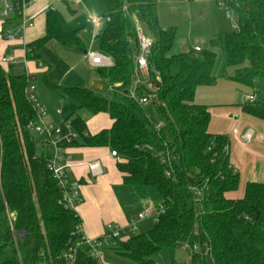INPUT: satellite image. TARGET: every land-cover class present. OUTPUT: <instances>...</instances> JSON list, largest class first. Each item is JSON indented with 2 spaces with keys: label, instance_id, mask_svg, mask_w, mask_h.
<instances>
[{
  "label": "trees",
  "instance_id": "obj_1",
  "mask_svg": "<svg viewBox=\"0 0 264 264\" xmlns=\"http://www.w3.org/2000/svg\"><path fill=\"white\" fill-rule=\"evenodd\" d=\"M11 2L15 10L4 21L5 37L21 19L22 0ZM100 2L108 21L97 31L95 48L113 65L93 74L109 88H53L78 105L69 118L78 138L64 146L110 149L124 185L152 187L161 196L153 230L116 239L118 254L152 264L163 248L188 247L190 264H264V183H248L241 199L227 198L241 180L231 164L230 140L209 132V108L195 102L199 88L217 82L219 47L225 67L236 68L230 80L253 91L255 100H247L243 112L264 125V90H256L264 86V0H227L239 30L212 37L207 49L179 54H171L178 30L160 25L157 0ZM134 17L154 40L148 56L152 89L138 88L146 106L130 97L139 52ZM53 40L86 51L77 32L65 31L64 17L49 11L46 36L28 45L29 57L40 60L39 52ZM28 86L25 75L0 70V264H103L101 254L94 258L82 243L80 217L62 203L63 191L48 169L49 151L36 152L31 126L39 119ZM79 111L105 113L113 125L86 134ZM70 251L74 263L63 259Z\"/></svg>",
  "mask_w": 264,
  "mask_h": 264
},
{
  "label": "crops",
  "instance_id": "obj_2",
  "mask_svg": "<svg viewBox=\"0 0 264 264\" xmlns=\"http://www.w3.org/2000/svg\"><path fill=\"white\" fill-rule=\"evenodd\" d=\"M157 9L160 25L162 23L161 14L159 13L160 11L162 12L163 9H167V11L169 10V14H171V12L176 16H186V14H188V17H191L189 14L193 13H191L192 10L202 11L201 15L204 19H202V25L199 27L202 28L204 35L195 36L194 38L193 30L191 28V30H189L190 34L188 38L190 41L189 43H191L190 48L187 47L184 42L183 47L180 50L181 52L179 53H184L191 49L196 51L207 49L209 48L210 39L216 35H220L218 33V17L220 16L219 7L212 0L211 3L207 0H157ZM76 10L84 14L85 17L84 23H82L77 29L78 32L75 31L85 47V44L87 45V38L86 36L84 37L85 32H89L90 28H92L91 35L93 36V44L95 42L97 31L105 28V26H103V19L97 17L99 14L98 0H31L22 10L20 15L21 19L18 25L13 26L8 30L7 37L3 35L5 19L0 18V70H3L9 75H25L29 81L27 89L31 87L34 88L33 95L35 97L36 76L38 74H45L46 71L52 68L51 64H49V62L47 63L44 54L45 52L50 53L51 48L57 51L59 48L57 46L60 45L54 40L50 41L39 52L41 56L40 60H32L29 57L28 45L46 36L47 14L49 11L59 12L65 19V31L71 33L67 30L69 25L65 18V14L68 13L67 11L75 12ZM30 19L32 20L33 26L24 29L23 22L29 21ZM91 19H102V21L98 27H95L91 23ZM161 26L163 28H169L166 24ZM170 27H173V25ZM203 37H205V39ZM193 38L194 41H192ZM70 47L72 48V46ZM84 54L86 55L87 51H85ZM3 57H13L16 59V62L2 63ZM45 62L48 64V67L45 66ZM91 71L93 72L94 69L91 68ZM232 76L233 75H225L222 80H224V82H229V84H234L235 82L230 80V77ZM92 80L95 81L93 82V85L97 88L104 87V83L96 77ZM224 84L231 87V85H227V83ZM214 86L207 87L209 91H205L209 97H204V95H202V90L204 88L206 89V87L199 88L195 95V102L197 104L209 108L211 116L209 132L212 135H223L229 138L231 164L236 172H238V169H242L239 167L237 161L238 152H240L241 155H244L243 157L246 161L249 160L251 170L247 175V179H250L247 184L251 182L264 183V141H259L256 131L253 130V127L262 128L264 130V125L262 121L246 115L242 110L243 104H245L248 97L252 94H243V96L240 97V92L237 90L233 95L227 94L231 96L229 99V96L224 94L221 89L218 91V89H214L216 88ZM231 88L233 89V87ZM227 103H233V108L227 107ZM234 106L238 108L234 109ZM84 113L86 112L79 111L78 115L84 119ZM106 115L107 114L105 113H101L94 116L106 117ZM106 118H109V122L106 125L107 128L103 130H108L113 125V121L110 117L108 116ZM84 120L88 130L87 121L86 119ZM235 129L239 132L238 136L233 134ZM103 130H100L98 133ZM248 130H253V136L251 141L248 144H245L241 140V136ZM88 131L86 134H89ZM98 133L92 134V136L97 135ZM66 150L71 157L70 178L72 181L78 182L81 187L82 201L77 206L76 213L82 221V233L84 237L91 240L102 238L106 233L107 227H105V225L108 222L120 228L123 232H132L130 231V226L133 222L126 219L123 214V208L125 207L124 204L127 199L126 196L121 195L122 191H120L121 186L124 184L123 175L118 171L116 166L118 158L113 157L111 155L112 151L108 148L76 147L67 148ZM110 161L114 162L115 165H113V167L112 164H110ZM92 163H98V175H94L91 172L89 164ZM258 167L261 168V171H259ZM103 215L108 217V221L103 222L101 220ZM141 222L142 221H139L138 223ZM137 229L138 225L136 223V230ZM128 238L123 239L126 240Z\"/></svg>",
  "mask_w": 264,
  "mask_h": 264
},
{
  "label": "rangeland",
  "instance_id": "obj_3",
  "mask_svg": "<svg viewBox=\"0 0 264 264\" xmlns=\"http://www.w3.org/2000/svg\"><path fill=\"white\" fill-rule=\"evenodd\" d=\"M98 1H99V14L97 17L103 19L104 21L103 26L106 27L108 20V13L104 5L100 2V0ZM207 1L211 3V0H207ZM67 12L68 13L65 14V18L69 25L67 27V30L73 33L77 31V29L79 28V26L82 25V23H84L85 17L84 14L80 13L77 10L75 12L73 11H67ZM168 12L169 10L167 11V9H163L162 12L160 11L159 14H161L160 15L161 23H162L161 25L166 24L169 26V28L171 25H173V27L176 26V28H178L177 41L171 53V54H178L179 52H181L180 50L183 47L184 42L186 43L187 47L190 48L191 43H189L190 41L188 38L190 34L189 30H191V28L193 30L194 38L195 36L204 35V33L202 32V28H200L203 21L202 19H204V17L201 15L202 11L199 10L198 11L192 10L191 13L192 12L193 13L189 14L191 17H188V14H186V16H180V15L176 16L173 15L172 12L171 14H169ZM219 13L220 16L218 17L219 20L218 33L220 35H225L234 32L235 29L233 28L232 20L228 17L226 9L219 7ZM133 21L135 25H139L146 32V34L149 35V32L145 28L144 24H142L135 17L133 18ZM91 31L92 28H90L89 32H85L84 35V37L86 36L87 38L86 40L87 45L85 44L86 51H89L92 47L93 36L91 35ZM194 38L192 39V41H194ZM203 38L205 39V37ZM57 47H59L57 51L51 48L50 53L45 52L44 54L47 63L49 62L52 68L46 71L45 74H38L36 76L35 79L36 102L34 104L35 106L39 105L44 109L46 113V120L49 121L50 125L54 127H62L71 124L69 118L71 117L73 107H77L78 105L74 99L65 97L61 92L60 88L59 89L53 88V86L79 87L86 89H92L97 87L93 85V82L95 81L92 79L95 76L91 71L92 67L89 65V62L87 60V55H85L84 52L80 51L75 47L71 48L70 46H65L66 47L65 48L64 46L61 45ZM216 52L218 53V58L213 74L217 78V83L214 86L216 87L214 89H218V91H220L221 89V91L226 95L227 94L233 95L237 90H239L240 97L243 96V94L245 95V94L253 93L251 89L241 87L236 83L229 84V82H224V80H222V78H224L225 75L226 76L234 75L236 68L228 67V66L225 67V58L221 48L219 47L216 48ZM47 63L45 62L44 64L45 66L48 67ZM45 76L47 79H45ZM224 83H227V85H231L233 89L229 86H226ZM103 86L105 89L109 88L107 84H103ZM256 90L260 91L259 93H261L264 90L263 84L256 87ZM205 91H209L207 87L206 89L204 88L202 90V95H204V97L208 96L207 92ZM230 98L231 96H229V99ZM232 105L233 103L228 104L227 107L233 108ZM237 108L238 107H235L234 109ZM147 112L149 116L155 121L152 109L147 108ZM83 117L87 121L88 130H89L87 131L91 135L96 134L100 130L107 128L106 125L109 122L108 120L109 118H106L108 117L107 115L106 117L104 116L97 117L90 113H84ZM253 130L256 131L257 138L259 139V141H264V130L262 128L260 129L257 127H253ZM31 134L35 137L37 154L39 156L41 155L45 156L47 152L50 150V148L48 146L43 145L41 138L38 135H36L35 130H31ZM243 156L244 155H241L240 152H238L237 161L239 163V167L242 168V169H238V173L240 174V177L242 179L241 185L238 191L226 195L227 198L241 199L245 195L246 185L247 182H249L250 180L247 179L248 178L247 175L251 170V165H249V160L246 161ZM114 162L110 161L112 167L113 165H115ZM259 171H261V168H259ZM120 191H122L121 195L126 196L127 199L126 203L124 204L125 207L123 208V214L125 215V218L130 220L131 222H136L138 225L137 230H134L130 233L122 234L121 236L122 241H125L124 240L125 238L144 235L149 233L151 230H153L156 224V219L154 217L147 218L143 220L141 223H138L139 222L138 215L149 211H153L155 214H158L159 211H161L162 199L158 191L152 187H136V186L134 187V186H125V185L121 186ZM104 216L105 215H103L101 220L103 222L108 221V217L106 216L104 217ZM109 224L112 223L109 222L106 223L105 227H107ZM99 253L101 254V260H103L104 264H139L129 259L128 257L118 254V245L105 246L100 250ZM190 253H191V248L188 247H181V248L166 247L163 248L159 253L154 255L151 258V260L153 261L152 264H190Z\"/></svg>",
  "mask_w": 264,
  "mask_h": 264
},
{
  "label": "built area",
  "instance_id": "obj_4",
  "mask_svg": "<svg viewBox=\"0 0 264 264\" xmlns=\"http://www.w3.org/2000/svg\"><path fill=\"white\" fill-rule=\"evenodd\" d=\"M31 0H22L21 11L30 3ZM217 4L218 7L225 8L228 14V17L232 20L233 28L235 31L239 30V26L235 20L233 12L227 6V0H212ZM15 10V6L12 4L11 0H0V18L7 19L10 17ZM102 19H91L93 26L98 27ZM108 21V20H107ZM33 23L30 19L29 21L23 22V28L32 27ZM137 40L139 46L138 56L136 57V73L133 87L130 91V97L134 100H138L141 105L146 106L148 101L146 98L139 96L138 88L145 86L147 90L152 89V84L148 82L149 80V65H148V56L151 53L154 40L146 34V32L139 26L136 25ZM87 60L89 65L93 69L98 68H111L113 63L112 60L102 54L99 50L95 48V42L92 44V47L87 51ZM16 59L13 57H3L2 63H15ZM147 77V79L144 78ZM148 82V83H147ZM34 88H28L26 93L30 100L34 103L35 97L33 95ZM248 101L253 102L255 99L253 96H249ZM38 111V123L31 126V130H35L36 135H38L43 145L48 146L49 157H48V169L53 174V177L58 182V185L63 191V200L62 203L66 209L76 212L77 206L82 201L81 187L78 182H74L70 178V169H71V157L67 153V148L65 144H70L78 138V135L73 131L71 124L65 125L63 127H54L50 125L49 121L46 120V113L42 107L39 105L36 106ZM65 129V130H64ZM233 134L238 136L239 132L237 129L234 130ZM253 136V130H248L244 135L241 136V140L248 144ZM113 157H118L115 152H112ZM89 168L94 175L99 174V165L98 163L89 164ZM198 197L202 198V191L197 192ZM160 213V212H159ZM158 214H155L153 211L142 213L138 215V220L143 221L147 218H155L157 221ZM130 231L136 230V223L133 222L130 226ZM82 231V230H81ZM123 232L120 228L109 224L106 229L105 235L96 240H91L88 238H83L82 243L89 247L91 255L99 259L100 250L105 246L115 245L116 239H121ZM63 259L68 262H75V252L70 251L64 255Z\"/></svg>",
  "mask_w": 264,
  "mask_h": 264
},
{
  "label": "water",
  "instance_id": "obj_5",
  "mask_svg": "<svg viewBox=\"0 0 264 264\" xmlns=\"http://www.w3.org/2000/svg\"><path fill=\"white\" fill-rule=\"evenodd\" d=\"M145 79H147V77H145Z\"/></svg>",
  "mask_w": 264,
  "mask_h": 264
}]
</instances>
